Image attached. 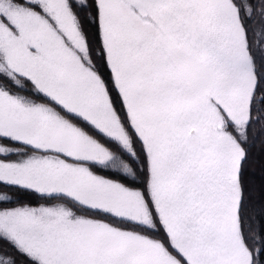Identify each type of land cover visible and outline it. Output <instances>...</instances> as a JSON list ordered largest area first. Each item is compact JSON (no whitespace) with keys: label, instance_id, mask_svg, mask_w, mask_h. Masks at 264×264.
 Segmentation results:
<instances>
[{"label":"snow or ice","instance_id":"1","mask_svg":"<svg viewBox=\"0 0 264 264\" xmlns=\"http://www.w3.org/2000/svg\"><path fill=\"white\" fill-rule=\"evenodd\" d=\"M0 264H264V0H0Z\"/></svg>","mask_w":264,"mask_h":264}]
</instances>
